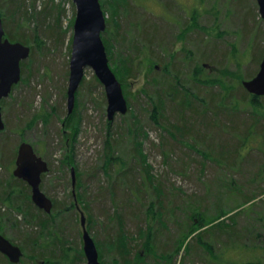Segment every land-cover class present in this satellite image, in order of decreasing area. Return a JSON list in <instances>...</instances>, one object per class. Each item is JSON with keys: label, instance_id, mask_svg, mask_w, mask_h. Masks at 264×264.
Returning <instances> with one entry per match:
<instances>
[{"label": "rangeland", "instance_id": "obj_1", "mask_svg": "<svg viewBox=\"0 0 264 264\" xmlns=\"http://www.w3.org/2000/svg\"><path fill=\"white\" fill-rule=\"evenodd\" d=\"M10 1L0 0L5 36L13 41V31L20 29L21 33L29 35L30 41L23 44L30 46L31 51L20 62L21 80L1 101L5 129L0 130V138L7 135L10 147L15 141L17 143L13 159H0V183L15 177L12 171L19 143H31L49 164L41 189L58 210H63L53 217L55 223H60L62 241L55 239L54 224L44 228L39 225V211L31 210L33 217L21 213L24 205L32 202L30 194L24 196L20 191L16 194L17 201H13L12 206H19V212L9 208L0 198V234L20 246L23 252L19 262L11 263L4 258L0 264H86L79 210L71 208V169L60 164L65 137L70 136L68 129L64 130L63 121L68 114L66 90L75 8L71 0H17L32 15L26 20L16 11L12 16L7 15L6 6L12 5ZM106 1L109 5L106 3L104 13L106 19H110L113 17L110 5L123 3L122 0ZM128 3L135 13L144 15V20L156 21L163 27L164 42L153 47L145 44L148 49L153 48L149 54L154 60H149L144 45L134 43L137 51H133L135 59L130 63L134 76H126L122 84L127 111L116 114L108 127L103 85L94 79L91 68H85L69 113H74L79 122L75 136H71L74 170L75 174L76 169L80 173L93 217L90 230L87 220L86 227L94 241L102 245L96 246L100 264H116L114 261L125 264L121 252L117 257L112 253L106 237L110 230L114 235L120 229L128 236L134 251L129 258L138 264H264V119L257 123L251 121V109L245 102L248 97L235 93L248 95L241 86L242 80L256 74L264 51L263 20L256 0H128ZM193 11L197 25L186 29ZM48 13L50 15L45 18ZM127 23L122 25L121 31L128 37L135 36ZM110 27L107 24L101 36L107 38ZM136 28L133 30L139 33ZM182 31L184 34L180 37ZM45 33L54 38L58 36L59 41L58 38L57 41L49 39ZM114 42L113 55L109 56L105 48L113 71L120 64L117 53L123 50L118 46L120 42ZM171 82V90L177 88L189 94L183 93L185 103L181 101L183 97L176 100L182 95H173L175 99L163 95L167 108L172 109L159 115V120L165 124L157 126L149 118L145 90L157 100L160 85L169 86ZM262 96L260 100L264 105ZM211 99L216 106L222 104L228 109L224 113L228 118H245L240 124L247 123L252 131L246 138L245 149L226 152L227 144L241 143L243 139L242 129H235L233 122L217 121L219 123L214 126L220 131L218 137L207 133L201 118L205 117L206 105ZM207 113L214 117L212 109ZM134 119L138 122L136 126L132 124ZM108 137L111 144L114 140L113 155L120 156L132 168L136 167L134 181L139 191L134 190L136 194L124 210L125 221L121 228L116 217H112L109 179L101 167ZM139 142L140 147H137L135 144ZM204 153L210 157L206 158ZM142 158L144 165H150L147 172ZM119 170V167L116 172L113 169L112 180ZM120 179L118 186L125 190V180ZM99 186L105 189L102 201L96 199L100 196ZM247 197L255 199L245 203ZM151 205L153 214H149ZM83 213L87 217L86 211ZM109 213H112L110 217ZM201 218V222L205 220L202 227ZM212 225L217 226L205 232L202 240L188 241V237L197 236ZM191 227L196 230L188 236ZM147 228L151 230L153 252L144 245ZM233 231L236 235H230ZM32 232L36 233H33L35 238L28 239V233ZM186 234L187 249L179 244ZM135 252L141 253V257H135ZM168 254L170 260L162 258Z\"/></svg>", "mask_w": 264, "mask_h": 264}, {"label": "trees", "instance_id": "obj_2", "mask_svg": "<svg viewBox=\"0 0 264 264\" xmlns=\"http://www.w3.org/2000/svg\"><path fill=\"white\" fill-rule=\"evenodd\" d=\"M10 3H12V5H10V7L6 6L7 7V10H6L7 15L12 16L13 14L16 13L19 16H22V18H24L26 20H29V19L32 18V15L30 16V14H29V10H27L23 6L21 1L11 0ZM100 3H101V6H102V8H103V10L105 12L106 11V9H105L106 3H108V5H109V2L106 1V0H100ZM121 3H123L121 6H120V3H119V5L118 4L117 5H110V14H112L113 17H111L110 19L109 18L106 19V26H107V24H109L111 26L110 27V32H108V30H107V32H108V33L106 32L107 33V38L106 37L104 38V36L102 35V40L104 42L105 48L107 50V54H109V56H110V54L113 55V50L112 49L116 48V47H114V44H115L114 41H116V43L120 42V45H118V46H119L120 50L123 49L122 52H118L117 53L118 57H119V60H120V64L116 65V69H114L113 72H115V75L117 76L118 80L121 82V84H123V81L125 80L126 76H134L133 69L130 66V63L133 62V60L135 59V58L133 59V56H134V54L136 52H133V51H137L136 50L137 48H134V46L136 45L134 43L135 42H140L142 45H144V50L147 53L146 54L147 57L149 58V60H154V57L149 54L150 53L149 52L150 49H148L146 45H149V46L153 47L154 44L163 43L164 42V40H163L164 34L162 33L163 27L158 22H156V21L153 22L152 20H144L143 19V17H144L143 14L141 15L139 13H135V11L133 10V7L131 6V4L128 3V0H122ZM13 4H15V6H13ZM71 4H72V6H74V4L72 2H71ZM167 6H168V4L166 5V7ZM11 7H13V8H11ZM167 8H169V7H167ZM49 15H50L49 13L47 15H45V18H47ZM127 21H128L127 26L132 28L130 32L135 34V36H133V37L132 36L128 37L126 34H124L123 31H121L122 30L121 29L122 25L125 26L126 25L125 22H127ZM136 23L138 25L135 26ZM195 25H197V24H196V21H195L194 11H193L192 13H190V24H188L186 26V29L188 27H192V26H195ZM133 27L139 28V33H138V31L136 32L135 30H133ZM181 30H183V28ZM13 32L16 34V35L15 34L11 35L12 37H15L13 39V41L14 40L15 41H20L22 43L30 41L29 40V35L24 34L23 32L21 33L20 29H18L16 31H13ZM183 34H184V31L180 32V37H182ZM45 35L47 37H49V39H52L53 41H54V39L56 40L57 38H58L57 40L59 41V37L58 36H56V38H54V36L52 34H50V33H45ZM35 41H36V43L38 42L37 40H35ZM152 49L150 50L151 52H152ZM214 49L215 48L213 47V49H211V50L214 51ZM30 51H31V48H30ZM216 55L218 56V54H216ZM217 56H215V57H217ZM207 59H209V58L207 57ZM155 60L157 61V59H155ZM94 79H96L98 81V79L95 77V75H94ZM164 81H167V79H164ZM165 83H167V82H165ZM171 86H172V82L170 83L169 86H167V84L165 86L161 85L160 87H162V88H161V91H160V94H159L157 100H154L151 97L152 94L149 95L150 93H147L149 91L146 92V90H145V93L147 95L148 104H150L149 105V109H148V112H149L148 115H149V118L152 120V122L155 125H157V126H161V125L165 124V122H161L159 120L160 119L159 115L162 116L165 111H170L172 109L171 107H169V109L167 108L166 100H165L163 95H165V96H169L170 95V97L173 98V99H175V97H173V95H182L181 97H179V99H176V100L180 101V99L183 97L184 94L185 95L189 94V92H179L178 89H177V91H178L177 92L175 90L176 88L171 90L172 89ZM182 88H184V87H182ZM185 90L187 91V89H185ZM235 93L239 97H242V96L243 97H248L247 101H245V102L248 104L247 106H249V108L251 109V113H252L251 118H250L251 121L257 123L260 120L264 119V105L262 104V101L260 100V98L263 97V96L253 95V94H251L249 92H247L248 95L245 92H235ZM182 101L185 103V98L184 97L182 98ZM188 102H189V99H187V103ZM221 105L216 106L214 104V100H212V99L206 105L207 110L205 112V117H202L201 119L203 120V122H204V124L206 126L207 133L212 134L215 137H218L220 135V131H218V129L216 128V126H214V124L215 123H219L217 121H220V123L222 122V124L225 121L233 122L236 125L234 127L235 129H236V127L239 128V129L240 128L242 129L241 132L243 133V139H242L241 143H236V144L232 143L230 145L227 144V149L228 150H226V152L227 153L228 152L229 153H234V152H237L242 147L245 149V145L247 146V144H246V140L248 139L247 137H249L250 134H252L251 133L252 131H250L251 128L248 127L247 123L245 125H241L240 124L241 122H245V118H242L241 116L240 117L238 116L239 117V118L237 117L238 119L237 118L235 119L233 117L232 118H228L224 114L225 112L228 111V109H226L225 107H222ZM210 108L214 111V117L213 116H209V114L207 113V111L209 112V110H211ZM177 110L174 109V111H177ZM130 114H131V116H133V118H136V115L134 114V112L131 113V111H130ZM168 115L171 116L169 113H168ZM41 117H44V116H41ZM167 117L168 116H166V118ZM167 120H168V118H167ZM106 122H107V125L109 127L110 124H111V120H107ZM63 123H64V130L68 129V131L70 132V136H69L70 138L68 136L65 137L66 142L64 143L65 146L63 147V153H62V158H60V161H61L60 164L62 163L61 164L62 167L63 166L66 167V168L69 167L71 169L72 167L74 168V165H75L74 161L72 160L73 159V145H72L73 141L71 140V136H73V137L75 136V134H76V132L78 130L79 122H78V119L75 117L74 113H71V114L68 113L67 116H66V119H65V121H63ZM137 123H138L137 119H134V121L132 122L133 126H136ZM172 127L180 129L179 126L177 127L175 125H172ZM128 129L130 130L131 128L129 127ZM253 132H255V130ZM68 139H69V141H68ZM9 140H10V138L7 135L5 137H1L0 138V159L1 160H3V159L6 160L8 158H10V159L14 158V153H15L14 149H15V145H16L17 142L15 141L12 144V146L10 147V146H8V145H10V141ZM105 143H106L107 146H106L105 154L103 155V157H104L103 159L104 160H103V164L101 165V167H102L103 172L106 174V176L109 179V184H108V189L109 190H108V192L111 194V198H110L112 200L111 207H113V209H114V212H113L114 214L112 215V217L113 218L116 217V221L119 224V228H121L123 226V224H124V221H125L124 220L125 219L124 210L125 209L127 210V208L129 207L128 205H129L130 200L133 199V197H132L133 194H136V192L134 190L139 191V190H137V188H138L137 183H135V181H134V179L136 177V173H135V169L134 168H136V167H135V165H133L134 168H132L130 166V163H127L126 161L122 160V158L120 156L113 155V152L115 151V149H114V146H115L114 140L112 141V144H111L110 143V139L108 137V139H107V141H105ZM140 144H141V142H139L138 144H135V145L137 147H140ZM248 148H251V146H249ZM223 153H225V152H223ZM221 154L222 153L220 152V155ZM205 155H206V158L210 157L209 154L207 155V153ZM143 158L145 159V157H143ZM143 158H142V165H143V168H145L146 172H147L149 170V168H150V165H144L145 163H144V159ZM117 167L120 168V170L118 171L119 173L118 174L116 173L115 176H117V177L115 178V180H112L111 179L112 178V174L114 173L113 169L116 172V168ZM49 169H48V171H49ZM47 172L42 174V179L47 174ZM75 176H76V179H77L75 181V193L73 194L72 190H71V193H70V196L72 197V199H71V208H76L77 209V206L79 205V207L82 209V211H86V215H87L86 220H87V224H88V229L90 230L91 224H92L91 222L93 221V217H91V215H90L91 214L90 213L91 212V208L89 207L88 201L85 198L86 190L83 187V181L81 180V176H80V173L78 172V169H76ZM120 178H123V180H125L124 182L126 184L125 186H126L127 190L126 189L124 190V187L118 186V183L122 181ZM6 181H4V183H0V198H1V200L3 202H5V204L9 208H12V209L15 208L14 210L19 212V206L18 207L17 206H15V207L12 206L13 205V201H17L16 200V197H17L16 194L20 191L21 193L24 194V196H27V194H30V187L22 179H18L16 177H12L11 179L8 178V179H6ZM71 184H72V177H71ZM106 186H107V184H106ZM106 189H107V187H106ZM26 192H28V193H26ZM97 193L100 196H97L96 199L102 201L103 200L102 195H103V193L105 194L104 187L103 186H99ZM252 199H255V197H252L250 199H249V197H247V198H245L244 202L245 203L249 202V201L251 202ZM252 202H253V200H252ZM53 206H52V210L50 212L51 214L52 213L53 214L49 215L50 213H45L41 209L35 207V205L32 202L31 203L28 202L27 204H25V207L23 208V211L21 213L22 214L24 213L23 215L27 216L28 214H30V215L32 214L31 210L39 211L40 214H41V216L39 217V223H40L39 225L44 228V227H47V226H50V225L54 224L55 227L53 226L54 228H53L52 232H53V234L55 236V239L61 242L62 241V237H61L62 236V234H61L62 229L60 227V223L59 224L55 223L53 217H54V215L55 216H59L61 214V212H63V210L62 211H61V209L58 210L56 208V206H55V202L53 203ZM118 208L122 212L121 214L119 213ZM104 210L105 209H103L102 213H105ZM128 210L130 211V214H132V215L135 214L134 212H132V210L130 208ZM149 210H150L149 214H153L154 211L152 209V205H151ZM239 211H241V210H239ZM239 211L236 212V214L239 213ZM111 214L112 213H109V217L111 216ZM102 217H104V216H102ZM46 219H48L49 221H47ZM201 220H202V218L199 220V223H201L200 225L202 227V224H203L204 221L201 222ZM53 221H54V223H52ZM162 224H164V223L162 222ZM203 226H204V224H203ZM216 226L217 225H212V226H210L208 228L206 227V228L202 229V231H200L197 234V236L193 235V233H194V231L196 229L194 230L193 227H191L189 229V231H188V236L192 234L193 235L192 238L188 237L187 234H186V235H184L183 240H181L179 244L180 245L184 244L185 245V249H187L188 248V243L191 240H193V241L196 240V239L202 240L203 234L205 232H211V230L213 228H215ZM150 232H151V230L147 228L146 229V237H145L144 245H145V247H148L147 249L149 251L152 250V252H153L154 247L151 244L152 234ZM33 233L34 232L28 233V235H27L28 239H31V238L34 237V235H36V233H34V235H33ZM234 234H235V232L233 231L230 235H234ZM106 237H107L108 244H110L112 246V253L114 255H116L115 257H117V254L119 252H121L122 259L125 261V264H138L136 260H133L132 258H129L130 254H131V252L133 250H132V247L130 245V240L128 239V236L124 234V231L122 229H120V231H118V233L117 234L115 233L114 235H112V231L110 230L109 233L106 235ZM187 237L189 238V240H188L189 242L187 241V239H188ZM193 241H192V243H193ZM95 243L97 244L96 245L97 247H102V245H101V243L99 241L96 240ZM206 246H208V248H210V245L207 244V243H206ZM55 247H57V245H55ZM134 254H135V257H137V258L141 257V253H139V252H135ZM162 257L164 259L170 260L171 255L168 254V255H165V257L164 256H162ZM0 258H1L0 259L1 261L4 258L7 259L6 256L3 255V254H2V256ZM46 261H51V259H47ZM114 262L116 264H118V261H114ZM101 264H102V262H101Z\"/></svg>", "mask_w": 264, "mask_h": 264}, {"label": "water", "instance_id": "obj_3", "mask_svg": "<svg viewBox=\"0 0 264 264\" xmlns=\"http://www.w3.org/2000/svg\"><path fill=\"white\" fill-rule=\"evenodd\" d=\"M75 8L72 26L71 52L67 94V112L70 113L75 101V92L83 79L85 68H91L95 77L103 85L106 98L107 119L111 120L116 112L127 111V100L121 82L111 69L101 34L106 28V18L100 0H71ZM259 14L263 20L264 0H256ZM30 54V47L20 41H11L5 36L0 17V101L11 92L12 86L21 78L20 62ZM243 87L253 95H264V51L256 74L242 80ZM0 104V130L4 128ZM13 175L25 181L30 187L33 204L46 213H50L53 202L41 189L42 173L48 171V162L38 155L32 144L19 143L15 156ZM72 192L75 193V170L71 168ZM79 210L81 239L86 264H100L94 239L86 227V217ZM0 253L11 263L20 261L23 252L20 246L0 234ZM264 253V249H263Z\"/></svg>", "mask_w": 264, "mask_h": 264}, {"label": "bare ground", "instance_id": "obj_4", "mask_svg": "<svg viewBox=\"0 0 264 264\" xmlns=\"http://www.w3.org/2000/svg\"><path fill=\"white\" fill-rule=\"evenodd\" d=\"M104 12V11H103ZM137 12V11H136ZM105 14V13H104ZM105 18H106V16H105ZM122 50V49H121ZM187 51V50H186ZM128 54V53H127ZM170 55V54H169ZM165 56V55H164ZM172 57V56H171ZM119 58V57H118ZM170 58V57H169ZM113 60V59H112ZM171 60V59H170ZM163 61V60H162ZM114 62V61H113ZM177 70V69H176ZM175 70V71H176ZM177 72V71H176ZM180 73V72H179ZM198 73H200L199 71H198ZM177 76V75H176ZM169 78V77H168ZM184 81V80H183ZM174 82V81H173ZM211 82V81H210ZM173 85V84H172ZM161 86V85H160ZM203 86V85H202ZM220 87V86H219ZM158 89V88H157ZM170 89V88H169ZM177 89V88H176ZM221 89V88H220ZM185 90V89H184ZM180 92V91H179ZM172 96V95H171ZM218 96V95H217ZM185 97V96H184ZM158 98V97H157ZM161 98V97H160ZM227 98V97H226ZM219 99V98H218ZM182 101V100H181ZM150 102V101H149ZM183 102V101H182ZM189 103V102H188ZM128 104V103H127ZM150 105V104H149ZM219 105V104H218ZM183 106V105H182ZM191 107V106H190ZM207 108V107H206ZM127 109H128V107H127ZM208 112V111H207ZM106 113H107V111H106ZM227 113V112H226ZM230 113V112H229ZM233 113V112H232ZM116 114H124V113H122V112H116L115 114H114V116L116 115ZM114 116H113V118H114ZM112 118V119H113ZM111 119V120H112ZM108 120V119H107ZM162 127V126H161ZM172 134V133H171ZM185 134V133H184ZM174 137V136H173ZM222 142V141H221ZM216 143V142H215ZM223 146V145H222ZM227 147V146H226ZM197 151V150H196ZM192 157V156H191ZM104 158V157H103ZM73 160V159H72ZM104 160V159H103ZM61 162V161H60ZM235 162V161H234ZM62 164V163H61ZM246 164V163H245ZM50 165H51V163H50ZM131 166V165H130ZM244 166V165H243ZM213 167V166H212ZM251 168V167H250ZM126 172V171H125ZM130 172V171H129ZM82 175V174H81ZM53 177H55V176H53ZM56 177H58V176H56ZM55 177V178H56ZM59 178V177H58ZM5 179H6V177H5ZM80 181V180H79ZM78 187V186H77ZM143 187V186H142ZM79 189V188H78ZM240 190V189H239ZM241 191V190H240ZM129 192V191H128ZM122 193V192H121ZM170 193V192H169ZM160 200V199H159ZM25 206V205H24ZM161 206V205H160ZM36 207V206H35ZM17 208V207H16ZM32 208V207H31ZM77 209H78V206H77ZM22 212V211H21ZM24 214V213H23ZM39 215V214H38ZM32 216V215H31ZM219 216V215H218ZM33 217V216H32ZM203 219V218H202ZM32 220V219H31ZM45 221V220H44ZM205 221V220H204ZM212 221V220H211ZM222 221H224V220H222ZM37 223H38V221H37ZM40 224V223H39ZM184 225V224H183ZM233 225V224H232ZM167 226V225H166ZM203 226V225H202ZM205 226V225H204ZM195 228V227H194ZM195 230V229H194ZM193 230V231H194ZM159 231V230H158ZM40 232V231H39ZM41 232H43V231H41ZM45 232V231H44ZM244 235V234H243ZM155 238V237H154ZM192 238V237H191ZM30 243V242H29ZM153 243V242H152ZM33 244V243H32ZM29 245V244H28ZM203 245V244H202ZM205 246V245H204ZM238 246V245H237ZM240 246V245H239ZM243 247V246H242ZM248 247V246H247ZM246 247V248H247ZM148 252V251H147ZM207 252V251H206ZM208 254V253H207ZM158 257V256H157ZM165 257V256H164ZM163 258V257H162ZM154 260V259H153ZM163 262V261H162ZM164 264V263H163ZM204 264V263H203Z\"/></svg>", "mask_w": 264, "mask_h": 264}]
</instances>
